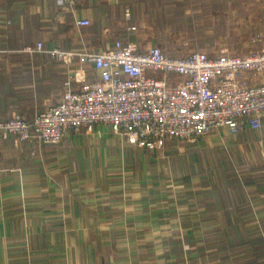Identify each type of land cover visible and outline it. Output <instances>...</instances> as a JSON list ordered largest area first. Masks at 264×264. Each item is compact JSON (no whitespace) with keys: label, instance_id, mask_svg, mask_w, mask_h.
I'll return each instance as SVG.
<instances>
[{"label":"crops","instance_id":"crops-1","mask_svg":"<svg viewBox=\"0 0 264 264\" xmlns=\"http://www.w3.org/2000/svg\"><path fill=\"white\" fill-rule=\"evenodd\" d=\"M177 1L0 0V121L31 122L69 78L99 80L90 63L50 50L145 51L160 42L154 12ZM198 140L229 181L178 175L174 140L140 149L105 124L56 144L0 141V264H264V126Z\"/></svg>","mask_w":264,"mask_h":264},{"label":"built area","instance_id":"built-area-1","mask_svg":"<svg viewBox=\"0 0 264 264\" xmlns=\"http://www.w3.org/2000/svg\"><path fill=\"white\" fill-rule=\"evenodd\" d=\"M75 1L56 0L61 6ZM88 24L87 19L76 21L77 26ZM49 52L62 61L78 57L90 63L99 80L69 78L58 103L31 122L19 115L0 121V141L15 135L56 144L82 128L105 124L127 143L157 150L168 140L192 142L223 127L236 132L242 125L264 126V51L173 56L157 45L141 51L134 43L117 41L100 52Z\"/></svg>","mask_w":264,"mask_h":264},{"label":"rangeland","instance_id":"rangeland-1","mask_svg":"<svg viewBox=\"0 0 264 264\" xmlns=\"http://www.w3.org/2000/svg\"><path fill=\"white\" fill-rule=\"evenodd\" d=\"M168 6V10L154 12L150 32L170 55L241 56L264 51V0H178ZM207 147L199 140H174L170 157L175 159L177 174L229 181L231 171H219L216 160L202 155Z\"/></svg>","mask_w":264,"mask_h":264}]
</instances>
